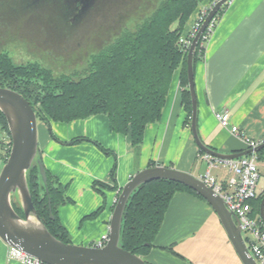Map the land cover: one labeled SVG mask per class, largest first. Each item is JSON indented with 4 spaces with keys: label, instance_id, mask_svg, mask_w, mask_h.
I'll list each match as a JSON object with an SVG mask.
<instances>
[{
    "label": "crops",
    "instance_id": "crops-1",
    "mask_svg": "<svg viewBox=\"0 0 264 264\" xmlns=\"http://www.w3.org/2000/svg\"><path fill=\"white\" fill-rule=\"evenodd\" d=\"M211 5V0H205L193 13L183 32L186 40ZM195 83L198 131L207 145L224 153L241 152L248 149L243 135H264V0H230L225 5L207 36L203 57L195 63ZM182 91L180 67L161 119L147 125L137 145L128 135L113 131L106 114L51 121L52 127L59 125L58 139L85 137L99 146L85 140L63 146L48 137L47 124L40 127L39 150L45 168L66 187L68 201L59 207L58 217L70 241L94 246L109 234L124 185L151 163L197 177L206 173L208 163L195 142ZM219 112L230 114V126L221 125ZM233 125L240 134L232 132ZM258 167L260 195L264 193V149L259 151ZM211 176L226 183L229 167L219 164ZM142 257L150 264H243L211 204L187 190L173 195L154 246ZM0 264L28 263L16 258L12 247L0 238Z\"/></svg>",
    "mask_w": 264,
    "mask_h": 264
},
{
    "label": "trees",
    "instance_id": "trees-1",
    "mask_svg": "<svg viewBox=\"0 0 264 264\" xmlns=\"http://www.w3.org/2000/svg\"><path fill=\"white\" fill-rule=\"evenodd\" d=\"M204 1L143 0L139 5L140 12L132 16L118 34L103 47L93 50L87 60L70 72L55 73L51 67L37 61L17 63L1 49L0 86L12 88L25 96L35 108L38 120L44 121L49 129L51 121L70 122L106 114L113 131L128 135L134 145L140 144L147 125L161 119L174 73L180 67L183 102L191 115L187 76V41L190 38L188 36L186 40L183 32ZM210 30L211 27L205 31L197 46L195 63L204 55ZM0 127L10 137L6 147L0 143V163L4 164L12 140L7 118L1 110ZM52 136L58 139L53 133ZM87 139L76 137L70 144ZM199 151L204 154L203 150ZM38 156L42 160L40 150ZM46 171L49 193L36 161L27 173L35 207L51 233L64 242H71L58 217L59 207L68 201L66 187L48 169ZM111 175L115 181V167ZM181 190L201 196L185 184L168 179L139 185L124 210L120 245L140 256L147 253L154 246L173 195ZM263 197L264 193L251 201L254 214H260ZM50 198L54 218L50 213ZM12 201L23 216L19 198Z\"/></svg>",
    "mask_w": 264,
    "mask_h": 264
},
{
    "label": "water",
    "instance_id": "water-1",
    "mask_svg": "<svg viewBox=\"0 0 264 264\" xmlns=\"http://www.w3.org/2000/svg\"><path fill=\"white\" fill-rule=\"evenodd\" d=\"M229 1L218 0L212 5L194 35L187 54L188 89L192 102L190 124L195 142L204 153L223 160L239 158L264 149L263 143L256 148L241 152H220L207 145L198 131L195 52L203 34ZM142 2L143 0H66V5L59 8L66 13L65 18L60 21L66 28L65 46H73L76 40L80 44L81 40H86V36L97 35L99 31L105 34L115 29L117 32L115 34H118L139 10ZM0 110L7 118L12 140L11 151L0 172V238L9 246L45 264H150L144 257L120 245L123 214L131 194L139 185L152 180L168 179L185 184L205 198L217 213L243 264H258L250 253L240 219L228 209L224 198L200 177L166 165L149 166L136 173L124 185L113 209L109 239L103 247L62 241L51 233L39 215L27 177L28 171L36 161L46 192L49 193L47 171L38 156L37 112L20 92L2 86H0ZM16 197L20 200L23 216L13 206L12 199ZM49 208L51 217L54 218L51 198ZM260 215L264 222V197L260 205Z\"/></svg>",
    "mask_w": 264,
    "mask_h": 264
},
{
    "label": "rangeland",
    "instance_id": "rangeland-1",
    "mask_svg": "<svg viewBox=\"0 0 264 264\" xmlns=\"http://www.w3.org/2000/svg\"><path fill=\"white\" fill-rule=\"evenodd\" d=\"M213 4L214 1L212 5ZM9 10L10 9L7 7H0V34H5L7 36V38L0 40V50L2 49L9 53L17 63L37 61L45 66L48 65L55 73L70 72L78 68L86 58H89V54L92 53L93 50L103 47L106 44V41H110L113 35L117 33L115 29L113 32H105V34H102L103 32L99 31L97 35L86 36L85 38L88 41L83 39L79 44V41L76 40L73 46L65 47L67 43L66 34H64L66 33L65 24L63 22H58L52 9H38L34 11L33 16L28 20H17L10 16L6 17L9 20L3 19L1 13L8 14L10 12ZM208 10L203 13L202 17L206 16ZM47 12L48 14L45 18L44 16L39 15V13L42 14ZM139 12L137 11L134 15H137ZM199 19H201V17ZM195 30L196 28H194V30L188 35L189 38L193 39V33ZM42 125L45 126L46 123L42 120H38L39 132ZM57 126L59 125H54V127L51 126V129H49L46 125L48 137L63 146L67 144L69 145L71 139L66 140L67 138H59L58 140L52 136V133L54 135L56 134L55 136H57V133L61 134V132L56 130ZM9 138L7 132L0 127L1 145L6 147L10 140ZM42 140L43 139L41 138L40 142H42ZM85 142H90L95 146H99L94 139H87ZM71 145H73V143ZM39 147H41L40 143ZM101 150L104 153L107 152L102 148ZM4 164L0 163V172ZM246 235L248 234L246 233Z\"/></svg>",
    "mask_w": 264,
    "mask_h": 264
},
{
    "label": "built area",
    "instance_id": "built-area-1",
    "mask_svg": "<svg viewBox=\"0 0 264 264\" xmlns=\"http://www.w3.org/2000/svg\"><path fill=\"white\" fill-rule=\"evenodd\" d=\"M218 0H215L217 2ZM204 16L201 18V22ZM196 25V34L200 23ZM214 24V20L210 27ZM190 40L187 44L190 45ZM218 120L224 127L230 126V114L228 112L217 113ZM231 130L235 134L239 133V128L235 125L231 126ZM242 136V135H241ZM249 148H256L264 143V135L258 138L242 136ZM204 160L208 163V169L200 178L219 193L225 200L229 210L235 213L241 222L244 238L249 247L251 255L258 264H264V222L260 214L253 213L251 201L258 197V182L260 179V171L258 167V152H252L247 155L235 159H218L209 154H202ZM219 164H226L229 167L230 177L228 182L223 183L211 176V170ZM246 233L248 235H246ZM109 239V234L98 240L94 246L103 247ZM13 255L21 261L28 264H45L39 259L31 257L21 250L12 247Z\"/></svg>",
    "mask_w": 264,
    "mask_h": 264
},
{
    "label": "flooded vegetation",
    "instance_id": "flooded-vegetation-1",
    "mask_svg": "<svg viewBox=\"0 0 264 264\" xmlns=\"http://www.w3.org/2000/svg\"><path fill=\"white\" fill-rule=\"evenodd\" d=\"M66 5V0H0V7L9 8L8 14L1 13V16L5 20H9L6 17H14L17 20H28L33 16L34 11L38 9H52L58 22L65 18L63 11L59 10L60 7ZM47 13H39L40 16H47ZM67 19V18H66ZM7 38L5 34H0V40ZM67 47V46H65Z\"/></svg>",
    "mask_w": 264,
    "mask_h": 264
}]
</instances>
